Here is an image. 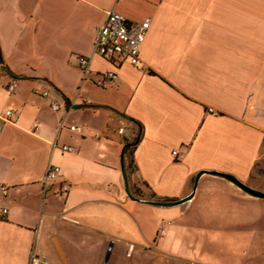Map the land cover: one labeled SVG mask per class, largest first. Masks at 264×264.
Segmentation results:
<instances>
[{
	"label": "crops",
	"instance_id": "0c3cea01",
	"mask_svg": "<svg viewBox=\"0 0 264 264\" xmlns=\"http://www.w3.org/2000/svg\"><path fill=\"white\" fill-rule=\"evenodd\" d=\"M258 1L197 0L195 17L185 0H0V264H27L31 252L52 264L38 238L64 264L85 227L111 230L129 164L158 198L191 200L203 171L249 177L264 140V31L247 25ZM108 11L150 19L137 65L92 55ZM106 71L114 80L97 85ZM48 164L61 174L44 192Z\"/></svg>",
	"mask_w": 264,
	"mask_h": 264
},
{
	"label": "rangeland",
	"instance_id": "374dc122",
	"mask_svg": "<svg viewBox=\"0 0 264 264\" xmlns=\"http://www.w3.org/2000/svg\"><path fill=\"white\" fill-rule=\"evenodd\" d=\"M196 1L185 0L186 16H202L196 13ZM258 2L251 8L254 12L247 11V25H263L264 31V0ZM125 180L128 204L120 205L112 229L85 227L75 239L76 253L62 255L64 264H102L110 243L107 264H264V199L250 197L224 179L202 175L191 200L155 206L149 203H176L184 197H156L132 164ZM242 182L264 192V140L258 160ZM36 251L49 263L61 262L55 249L47 252L39 238Z\"/></svg>",
	"mask_w": 264,
	"mask_h": 264
},
{
	"label": "built area",
	"instance_id": "2783aa9c",
	"mask_svg": "<svg viewBox=\"0 0 264 264\" xmlns=\"http://www.w3.org/2000/svg\"><path fill=\"white\" fill-rule=\"evenodd\" d=\"M150 26V19L145 17L140 20L130 22L127 21L122 15L108 11L105 15L103 23L95 30L94 39L92 42L91 53L102 59L112 61L115 65H118L124 61H127L131 65H137L139 63V52L142 43L144 42L146 32ZM78 65L84 80L89 73V57L80 56L78 58ZM115 78L113 71H106L99 74V78L96 84L99 86H105L112 82ZM17 86V80L12 79L7 85L6 91L13 93ZM43 97H48V91L41 93ZM49 107L52 111H58L60 106L56 100L51 99L49 101ZM211 111V109H209ZM10 111H6V116L10 115ZM38 125L37 121L33 123V127ZM63 127V124H59V129ZM68 130L75 133H81L83 128L78 125L68 126ZM119 133H123V129L118 130ZM61 151L68 153L72 151V147L69 145H62ZM172 157L177 160L180 158L181 153L178 150L171 151ZM61 174L60 167L54 164H48L45 169V175L43 179L44 192L47 187V183L56 179ZM5 187H0V191L6 193ZM68 191V184L62 183L59 189L56 191L57 195H65ZM8 212L6 207L0 206V219L3 218ZM163 232V231H162ZM27 264H47L42 261L34 252H31L28 258Z\"/></svg>",
	"mask_w": 264,
	"mask_h": 264
},
{
	"label": "water",
	"instance_id": "95a60500",
	"mask_svg": "<svg viewBox=\"0 0 264 264\" xmlns=\"http://www.w3.org/2000/svg\"><path fill=\"white\" fill-rule=\"evenodd\" d=\"M204 174H208L210 176L213 177H217V178H221L224 179L230 183H232L235 187H237L239 190L243 191L246 195L256 198V199H264V192L253 189L247 185H245L242 181L238 180L236 177L227 174V173H222V172H217V171H203ZM202 173H198V175H196L195 180L197 181L198 178L200 177ZM125 181V191L128 194V189L126 186V180L124 178ZM191 196L185 198V199H181L179 201H177L176 203H157V202H150L149 204L151 205H155V206H173V205H179V204H183L185 202H187L188 200H190ZM111 246L112 243H110L105 256H104V260L102 264H107L109 257H110V250H111Z\"/></svg>",
	"mask_w": 264,
	"mask_h": 264
},
{
	"label": "trees",
	"instance_id": "16d2710c",
	"mask_svg": "<svg viewBox=\"0 0 264 264\" xmlns=\"http://www.w3.org/2000/svg\"><path fill=\"white\" fill-rule=\"evenodd\" d=\"M125 151V150H124ZM124 178H125V175H124Z\"/></svg>",
	"mask_w": 264,
	"mask_h": 264
}]
</instances>
